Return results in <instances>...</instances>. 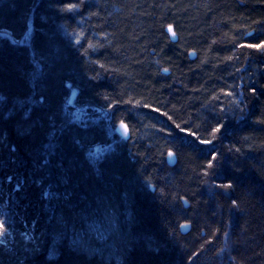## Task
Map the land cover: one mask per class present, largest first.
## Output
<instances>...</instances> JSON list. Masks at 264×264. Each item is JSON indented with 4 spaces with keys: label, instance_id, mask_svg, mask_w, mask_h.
<instances>
[{
    "label": "trees",
    "instance_id": "trees-1",
    "mask_svg": "<svg viewBox=\"0 0 264 264\" xmlns=\"http://www.w3.org/2000/svg\"><path fill=\"white\" fill-rule=\"evenodd\" d=\"M74 2L0 0V264H264V0Z\"/></svg>",
    "mask_w": 264,
    "mask_h": 264
},
{
    "label": "snow or ice",
    "instance_id": "snow-or-ice-1",
    "mask_svg": "<svg viewBox=\"0 0 264 264\" xmlns=\"http://www.w3.org/2000/svg\"><path fill=\"white\" fill-rule=\"evenodd\" d=\"M81 8L87 10L88 4L86 3V0H78V2H74V3H65V4H63L62 7L59 8V10L63 11V12H74L77 9H81ZM93 14H95V13H93ZM175 27H176V25H174L172 23H169V24L166 25V30L168 32H170L173 37H175L177 35V33L174 30ZM77 43H80V42L77 41ZM92 47H94V46L91 43H89L88 48H92ZM241 47H248V48H251V49H254V50H264V40H261L258 43H248L246 45H241ZM87 50L88 49H85V52H87ZM194 53H195V50H193V54ZM261 87L264 88V85H262ZM250 92L252 93V95L254 97H258L260 95V93L258 92V89L256 87L250 88ZM137 103H139V102L137 101ZM146 107H151V105H146ZM156 111L158 112L159 109H156ZM165 115H167V114L165 113ZM261 122L264 123V121H261ZM121 124H122V127L124 128V131L128 132V130H129L128 129V125L125 124L123 121L121 122ZM223 127H224L223 124H217L215 127H213L211 129L210 135L213 138H215L216 135L222 131ZM177 128H179V125H177ZM182 131H187V129H182ZM190 135L197 136V133L196 132H191ZM197 138H198V136H197ZM212 142H213L212 140H201L200 141V143L205 144V145L211 144ZM167 154H168L169 157H173V156L176 155V153L174 151H172V150H169ZM219 155L220 154L217 153V152H213V153L210 154V159L208 160V166H207L209 170L214 169L215 163L218 160ZM45 163H47V161H45ZM72 166L73 167L75 166L74 163H73ZM60 167H63V165L61 164ZM206 174L210 175L211 172H206ZM60 182H61V184L68 183L69 182V177L65 176L64 178L61 179ZM217 187L218 188H222V189H233L235 187V183H234V181L231 178H228L224 182L219 183L217 185ZM46 195H47V193H46ZM52 195H54L57 198H59L61 195H63L65 197V199H67L68 197H70L72 195V193L71 192H67V193H53ZM185 199H187V198H185ZM231 205L234 208H238L239 207L238 200L233 199L231 201ZM59 223L66 226L68 224V221L62 215L59 218ZM189 223H190V221H185L183 224L180 225V227H182V228L186 227ZM5 229H6L5 223L2 220H0V234H3ZM225 235H227V233H225ZM241 264H243L242 261H241Z\"/></svg>",
    "mask_w": 264,
    "mask_h": 264
},
{
    "label": "water",
    "instance_id": "water-1",
    "mask_svg": "<svg viewBox=\"0 0 264 264\" xmlns=\"http://www.w3.org/2000/svg\"><path fill=\"white\" fill-rule=\"evenodd\" d=\"M120 132H121L122 134H125L124 128H122V129L120 130ZM168 161H169V163H170L171 165L175 164V162H176V155L173 156V157H169V156H168Z\"/></svg>",
    "mask_w": 264,
    "mask_h": 264
},
{
    "label": "rangeland",
    "instance_id": "rangeland-1",
    "mask_svg": "<svg viewBox=\"0 0 264 264\" xmlns=\"http://www.w3.org/2000/svg\"><path fill=\"white\" fill-rule=\"evenodd\" d=\"M97 150H99V148H97ZM99 152V151H98Z\"/></svg>",
    "mask_w": 264,
    "mask_h": 264
},
{
    "label": "bare ground",
    "instance_id": "bare-ground-1",
    "mask_svg": "<svg viewBox=\"0 0 264 264\" xmlns=\"http://www.w3.org/2000/svg\"><path fill=\"white\" fill-rule=\"evenodd\" d=\"M100 150V149H99ZM99 150H97V151H99Z\"/></svg>",
    "mask_w": 264,
    "mask_h": 264
}]
</instances>
